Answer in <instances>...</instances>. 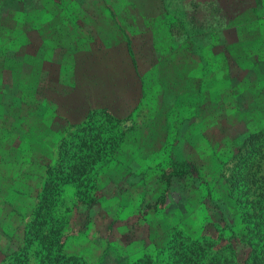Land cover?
Listing matches in <instances>:
<instances>
[{"label":"trees","instance_id":"16d2710c","mask_svg":"<svg viewBox=\"0 0 264 264\" xmlns=\"http://www.w3.org/2000/svg\"><path fill=\"white\" fill-rule=\"evenodd\" d=\"M29 1L0 0V107L6 119L12 113L9 109L23 102L35 106L29 115L41 119L47 116L49 120L58 111L48 100L49 96L62 99L65 94L70 96L94 85L118 86L122 80L125 96L131 100V106L136 105L129 108L131 114L140 109L153 125L163 117L169 119L171 126L187 125V129L205 125L208 116L214 123L227 119L224 122L229 129L225 134L229 140L212 143L211 155L220 158L222 166L226 163L225 153L230 152L231 160H240L234 175L236 181L231 185L224 172L214 177L207 166V181H211L199 207V227H191L193 231H166L170 237L168 245L162 244V231L155 235L151 231L150 241L144 240L139 257L128 260L119 256L114 264H153L155 256L145 252L149 244H155L158 253H163L160 264H264V114L255 115L256 111L260 113L258 108L243 110L254 119L252 125L245 123L243 139L241 122L232 126L228 121L230 106L235 113L242 110L235 87L264 85L261 75L264 72V0H98L102 13L93 12L86 5L87 0H34L39 7L27 12ZM16 4L23 6V10L17 9ZM76 6L80 7L77 13L73 12ZM63 11H66L64 18ZM34 13L40 16L35 19ZM43 16L46 20L50 18L51 28L57 26L52 36L59 43L66 34L72 33L67 29L71 23L77 26L78 37L87 43L94 39V45L83 51L78 43L72 46L58 43L54 58L43 54L35 58L45 39L43 27L38 23L45 22ZM102 18H108L111 31L118 38L108 37L106 43L97 47L96 34L100 32L95 23ZM135 38L146 46L137 49ZM14 45L21 47L14 48ZM110 61L122 70L119 82L113 81L111 72L105 79L100 75L98 67ZM49 66L58 69L47 70ZM22 75L27 78L21 79ZM42 87L41 95H37ZM25 91L36 96L24 101ZM80 95V101L89 105L84 120L78 118L85 114L75 110L71 113L78 121L68 122L64 131L60 128L62 123L56 126L48 123V136L58 137L60 144L44 189L50 183L61 189L77 172L82 177L90 176L97 165H124L120 160L114 161L111 143L106 148L88 147V138L98 136L100 125L97 121L91 126L84 125L97 110L91 111V101ZM259 97H253L254 103ZM200 109L205 113L200 114ZM108 112L112 117L121 118L115 112ZM1 122L7 121L0 118ZM74 127L78 129L70 132ZM12 128L16 130L18 126L12 125ZM171 128L175 136L181 132L178 127L177 131ZM41 140L39 136L37 141ZM176 142L169 147L174 148ZM233 146L237 152H233ZM85 151L89 152L90 160L78 161ZM169 157V172L174 178L193 173L197 168L190 156L179 158L170 153ZM145 180L143 184L148 181ZM215 188L222 194L217 200L213 198ZM66 257L61 264H89L83 256ZM102 264L108 263L104 260Z\"/></svg>","mask_w":264,"mask_h":264},{"label":"rangeland","instance_id":"374dc122","mask_svg":"<svg viewBox=\"0 0 264 264\" xmlns=\"http://www.w3.org/2000/svg\"><path fill=\"white\" fill-rule=\"evenodd\" d=\"M98 3V0H87L86 5L93 12L102 13V5ZM16 7L21 10L23 6L16 4ZM36 7H39L38 4L31 0L28 3L29 10H26L31 12ZM79 8L76 6L73 12L77 13ZM63 12L64 18L66 11ZM38 16L39 13H34L35 19ZM43 18L45 22L40 20L38 23L43 27L45 39L35 58H40L42 54L54 58L59 43L52 36L56 25L51 28L50 18ZM95 24L100 32L96 34L99 37L97 47L106 43L108 37L118 38L112 33L108 18H102ZM69 25L67 29H71L72 33H65V39L59 44L72 46L78 43L80 50L91 49L94 39L91 43L85 42L76 34L77 26ZM134 42L137 49L146 46L137 38ZM20 47L14 45V48ZM36 61L41 64V61ZM49 69L58 68L49 66ZM98 69L104 79L110 72L113 73V81L119 82L118 78L122 77V70L115 68L112 61ZM261 75L264 79V72ZM23 77L27 78V75H22L21 79ZM36 80L37 76L35 83ZM122 82L118 86L106 88L94 85L86 91H75L70 96L65 94L62 99L49 96L48 100L58 108L57 116L52 115L49 120L47 116L41 119L29 115L34 112L35 106L23 102L9 109L12 113L8 119L3 115V107H0V118L7 121L0 123V264H61L66 256L72 255L86 257L89 264H102L104 260L114 264L119 256L132 260L142 254L144 240L149 243L151 231H155L153 235L162 231V244L166 245L170 240L166 231H193L191 227H199V207L211 181H207V166H210L208 169L214 173V177L224 172L231 185L236 181L234 175L240 160H231V156L228 157L230 152L225 153V158H222L226 163L222 166L220 158L211 155L212 143L229 140L225 134L229 129L227 119L224 120L226 122L214 123L208 116L205 125L188 129L187 125L175 127L174 124L173 128L176 131L180 128L181 131L175 136L171 133L172 126L168 118H159L157 124L153 125L154 122L142 110L131 114L132 109L129 108L136 105L131 106L132 102L124 94ZM41 89L44 88H40L37 95H41ZM25 92L24 101L36 96ZM80 93L91 101V111L97 110L84 125L91 126L93 121L100 125L98 136L88 138V147L94 145L106 148L111 143L114 147L113 158H116L114 161L120 160L126 167L97 165L90 176L85 174L82 177V173L77 172L61 189L57 190V185L52 183L44 189V182L52 172L49 168L54 164L55 157H58L60 144L58 137L48 136V123L53 126L62 123L60 128L64 131L68 122L84 120L89 105L80 101ZM234 93H238L237 99L242 110L235 113L230 106L228 121H231L232 126L241 122L240 136L243 139L246 135L245 123H254L252 115L243 110L258 108L260 113L256 111L255 115L264 114V85H241L238 89L235 87ZM259 95V101L254 103L253 97ZM177 101L183 103L181 99ZM30 108L33 110L29 111ZM75 110L85 115L76 120L74 113H71ZM108 111L117 113L121 118L112 117ZM203 113L205 111L200 109V114ZM12 125L18 128L14 130ZM77 129L71 128L70 132ZM36 133L42 139L40 142L37 141L39 136ZM174 142L176 146L169 147ZM235 147L233 152L238 151ZM169 152L179 158L190 156L197 168L193 169V173L174 178L169 172ZM81 153L78 161L90 160L88 151ZM144 178L148 180H145V184ZM49 192H53L52 195ZM221 195L219 188L213 190L214 200ZM156 249L155 244H149L145 252L155 256L153 264H160L163 253H158Z\"/></svg>","mask_w":264,"mask_h":264}]
</instances>
